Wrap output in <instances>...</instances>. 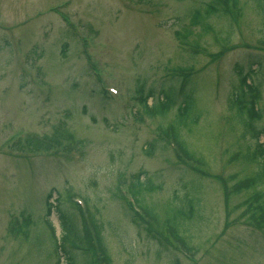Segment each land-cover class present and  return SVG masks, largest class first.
<instances>
[{
	"label": "rangeland",
	"instance_id": "374dc122",
	"mask_svg": "<svg viewBox=\"0 0 264 264\" xmlns=\"http://www.w3.org/2000/svg\"><path fill=\"white\" fill-rule=\"evenodd\" d=\"M237 1L233 16L217 14L192 26L191 13L209 0H0V264L53 263L44 221L51 190L65 212L73 211L66 196L86 200L110 264H264V230L256 223L258 217L263 226L264 212L255 211L263 199L253 197L260 192L264 198V189L242 184L259 170L258 159L244 158L255 141L242 137L228 108L240 69L258 85L255 128L264 143V17L252 0ZM185 28L188 41L201 48L192 55L174 34ZM85 34L93 38L84 37V44L93 42L86 50L100 82L82 54ZM215 53L213 61L209 54ZM188 67L180 87L181 77L170 70ZM139 86L142 95L151 94L147 105L167 92L174 107L150 118L138 102ZM178 106H188V129L179 128L175 142L182 141L197 163L178 161L156 133L174 124ZM51 140L68 158L51 149ZM135 181L151 188L136 200L153 228L162 232L168 219L187 251L160 247L131 222L115 188ZM187 201L194 205L191 220H171ZM46 219L59 237L56 213ZM11 224L25 236L13 235ZM162 234L172 241L170 232Z\"/></svg>",
	"mask_w": 264,
	"mask_h": 264
},
{
	"label": "trees",
	"instance_id": "16d2710c",
	"mask_svg": "<svg viewBox=\"0 0 264 264\" xmlns=\"http://www.w3.org/2000/svg\"><path fill=\"white\" fill-rule=\"evenodd\" d=\"M253 4L256 8H258L261 12L262 17H264V0H252ZM236 10L239 11L238 7V1L237 0H209L207 2L206 7L199 11L195 9L191 15H190V25L198 24L200 21H205L206 19H209L211 16L214 15H222V16H233L232 11ZM176 39L178 40L179 45H192L194 48H198V44L196 41L191 42L188 41V37L191 34L189 29H183L182 32H176L174 33ZM218 52V54H220ZM211 57V60H216L219 56L215 54H209ZM191 68L182 70L189 72ZM180 71V70H179ZM236 74L238 76L236 86L232 88V90L229 92L230 97L228 98V108L230 111H232L234 114V118L236 121L243 127L242 131V137L245 135H248L253 138L254 142V148L253 151L250 152V154H246L244 156L245 160H248L250 162L255 161L256 159L259 160V170L254 175V181L248 179L242 183L245 188L248 186L254 185L256 182L262 186L264 189V143L258 142V137L260 136V130L255 128V123L261 118V114L258 111L257 103L260 99V93L258 89V85L252 84V82L249 81V79L242 75L240 72V69L236 70ZM188 75V74H187ZM187 75H181L183 78V81H185V78ZM247 80L249 82H247ZM184 84V83H183ZM182 84V85H183ZM136 94L138 95V102L144 109V112L147 116L150 118L153 117H159L163 118L168 113V111L174 107L173 99L170 95L167 96V92L162 95L161 99L157 102L155 105L148 106L147 105V99L151 96L150 93H147L142 95L143 89L142 86H139L136 89ZM188 106H178L177 111L178 114L176 116V119L174 121L173 125H169V128H161L158 129L160 132L164 135V137L171 136L173 142L176 144L175 140L179 137V128H186L187 124H185V114L187 112ZM197 119L196 117L192 119L191 123H196ZM188 129V128H186ZM167 131H169V134H167ZM52 141V140H51ZM54 146L51 147V149L54 151L56 150V146H59L60 143L58 141H52ZM38 145V141L36 142ZM42 144V143H40ZM58 144V145H57ZM185 147L184 143L182 141L179 142L177 146V153L176 155L177 159L181 162H184L182 157L188 161L196 162L200 159L194 158L191 153H189L187 150L181 147V145ZM26 146H33V142L28 140L25 144ZM44 145V144H42ZM177 145V144H176ZM165 148L166 145L164 143ZM42 147H45L42 146ZM28 151H31L27 149ZM53 151L51 152L53 154ZM148 154V151H147ZM185 163V162H184ZM203 171L198 172V174L203 175ZM135 179L139 181L140 175L135 176ZM130 182L128 184L129 191L131 195L136 200L138 195L142 197L143 192H147L151 190V188L141 187V184L139 182ZM223 186L226 188V185L222 181ZM225 193V192H224ZM255 198L263 199L261 203L255 208L256 212L263 211L264 212V198L263 194L260 192H257L255 195H253ZM51 198V193H48L45 198V215L46 217L50 215L51 210H54L57 214V218L59 221V225L61 228V235L59 239H53V255L55 260L52 264H60V258L63 257L66 264H76L75 257L79 255L82 258L81 264H110V259L108 257L107 252H105L106 248L103 242V238L101 236V230L100 225L96 221L92 211L87 210V215L89 219V225H86L84 223V220L82 218V215L78 211L76 207H73V211H62L58 207V200L56 199L55 204L52 205L48 202V200ZM186 199L185 197H183ZM228 194H225V202L227 201ZM137 201V200H136ZM196 208V207H195ZM197 211V210H196ZM145 215L146 212L144 211ZM194 205H191V202L187 201L185 203V206L183 208H176L172 211L170 214L171 220L174 222H182V221H189L194 216ZM150 221L152 219L147 215ZM131 222L137 226L141 227L147 234L148 238H151L159 244L160 247H163L165 249H168V246L174 247V242H179L180 244L184 245V241L182 237H180L176 231V229L169 223V220L166 219L164 221V229L162 232L165 231L171 234L172 241H169L161 231L154 229L151 230V227L148 225V222H142L139 218H137L135 215L131 214L130 217ZM23 223L21 224L23 228L27 227L26 219L23 218ZM47 226L50 228V223L46 222ZM256 223L259 228H264V219H263V226L260 225V220L258 217L256 218ZM148 225V226H147ZM175 226L178 227L176 223H174ZM12 233H23L25 235V232H22L20 225L17 227L13 226L11 228ZM186 247V245H184ZM187 248V247H186ZM188 249V248H187ZM96 253L98 255H96ZM172 264H178L177 259L174 260Z\"/></svg>",
	"mask_w": 264,
	"mask_h": 264
}]
</instances>
